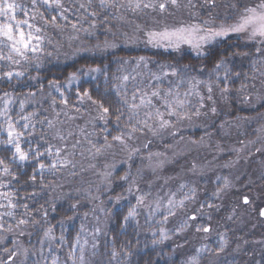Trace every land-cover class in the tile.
I'll list each match as a JSON object with an SVG mask.
<instances>
[{
	"label": "trees",
	"instance_id": "obj_1",
	"mask_svg": "<svg viewBox=\"0 0 264 264\" xmlns=\"http://www.w3.org/2000/svg\"><path fill=\"white\" fill-rule=\"evenodd\" d=\"M232 1L237 10L260 2ZM9 2L18 5L15 15L18 20H28L33 25L31 31L41 29V40L35 52L24 56L11 53V60H0V264H16L18 260V264H34L36 258L48 255L47 249H55L53 242L60 231L63 241L68 242L77 236L78 232L73 235L72 231L79 223L102 205L110 210L107 214L111 219L105 240L122 223L127 228L123 240L131 253L126 263L121 260L117 264H262L255 242L246 243L242 235L232 234H227L229 241L221 250L211 246L210 252L191 263L194 249L215 238L210 232L219 228L218 220L209 222L208 233L200 232L186 229L188 212H179L174 232L183 234L171 232L172 238L165 241L159 226L144 225L143 216L139 226H133L126 221V214L143 195L141 169L150 160L161 162L179 138L206 136V128L192 129L195 122L186 123L190 125L179 131L166 125L168 119L161 130L155 124L147 129L144 112L149 102V66L158 72L186 70L203 78L210 76L211 87L200 89L205 104L212 102L214 107L208 121L212 129L226 121L264 119V79L260 72L252 71L254 66L262 68L264 42L232 36L209 47L205 56L194 58L185 51L168 53L151 48L147 43L149 21L137 15L128 17V5L120 8L122 13L117 12L120 0H60V7H48L42 0L35 7L32 0ZM9 54L7 48L0 50V55ZM9 72L21 75L9 79ZM133 75L139 77L133 79ZM73 76L80 82L66 90ZM151 87L158 86L154 82ZM180 113L187 119L186 108L175 113L177 118ZM70 119L90 134L86 139L89 149L85 151V146L80 158L87 173L96 171L89 184L80 177L68 182L58 179L64 168L53 167L64 154L63 130ZM9 123L22 133L19 143L28 155L25 161L16 157L15 147L8 143ZM249 132L240 135L236 146L246 141L254 147V128ZM262 134L264 131L257 136ZM103 168L112 174L106 183L97 175ZM148 182L149 175L145 184ZM258 186L253 189L264 199V182Z\"/></svg>",
	"mask_w": 264,
	"mask_h": 264
},
{
	"label": "rangeland",
	"instance_id": "obj_2",
	"mask_svg": "<svg viewBox=\"0 0 264 264\" xmlns=\"http://www.w3.org/2000/svg\"><path fill=\"white\" fill-rule=\"evenodd\" d=\"M123 2L125 0H120V4L115 6L117 12L122 13L120 8L128 5L130 9L128 17L137 15L141 19L146 17L149 21L147 43L151 48L168 53L185 51L194 58L205 56L209 47L217 45L228 37L250 36L249 31L232 33L226 38H215L210 42L201 39L209 34L208 29L216 31L221 27L241 22L245 8L256 6L245 5L237 10L235 8L237 5L235 6L232 0H176L175 4L172 0H128L124 4ZM137 4L140 6L136 7ZM161 4L165 5L163 10L159 7ZM144 5L151 6L144 7ZM180 28L188 30L185 33L187 42L180 41L178 46L175 37L166 38L161 35ZM254 39L264 41L261 37ZM260 66L261 69L254 66L252 71L260 72L264 79V56L260 60ZM152 72L158 71L150 70L149 66V73L140 76L144 79L145 74L149 75L150 103L146 104V112H144L146 113L144 124L147 129H152L155 124L158 130H161L168 119L166 125L172 126L173 130H185L183 125L195 122V127L192 126V129L206 128L203 132L206 136L196 139L179 138L177 146L162 155L165 157L161 162L155 163L150 160L147 166L141 169L143 195L139 197L136 206L129 207L126 221L132 222V225L137 227L140 223L139 219L143 216L144 225L149 226L153 223L154 228L159 226L161 237L167 241L173 236L171 232L175 236L183 234L174 232L176 229L174 224L179 220L177 217L179 212H188L187 216L189 215L190 219L188 226H185L186 229L192 228L196 231L200 229V232L208 228L211 220H218L219 228L210 232L215 238L212 242L198 245L194 249L191 263L210 252L211 246L221 250L229 241L227 234H232V236L242 235L241 238L244 237L246 243H250L251 240L255 242L254 249L260 251L259 255L263 257L260 260L264 264V217L260 215L264 209V199L258 195L257 190H254L256 186L259 188L260 182H264V144L258 145V142L264 141V134L257 136L260 131L261 133L264 131L261 123V121L264 123V119L258 116L244 121H226L212 129L208 121L210 111H213L214 107L212 102L205 104L204 91L200 89V87H211L210 76L203 78L199 74H188L186 70L170 71L171 73L165 70L154 75ZM256 75L259 78V75ZM132 77L137 79L139 76ZM78 82L79 79L70 81L66 85V90L77 86ZM154 82L158 86L155 89L151 87ZM153 93L157 95L154 96ZM184 108L187 109V119H184L185 115L182 113L177 118L175 113L183 112ZM170 112L174 115H170ZM70 120L71 122L69 121L63 130L65 131L63 139L66 141L62 146L64 154L55 162V166L64 168V173L60 174L58 179H65L68 182V180H78L80 177L81 182L88 181L89 184L92 174L95 176L96 171L87 173L80 158L83 156L81 150L85 146V151L89 149L86 139L90 134L83 125H78L73 121L74 119ZM81 126L84 130L80 129ZM252 128L257 137L253 142L254 147L252 148V142L248 140V144L243 141L242 145L236 146L240 135L250 133ZM94 167L96 169L97 166ZM98 174L100 182L103 183H106L112 175L110 169L105 168ZM148 175L149 182L145 184ZM233 197L235 199H231ZM245 197L249 201L247 204L243 202ZM107 212L110 210L102 205L90 218L83 219L77 230L72 231L73 235L78 232L77 236L69 238L68 242L63 241V233L60 231L53 242L55 249L51 247L47 249L48 257L36 258L34 264H117V261L121 260L126 263L131 253L125 247L126 242L123 240L127 228L122 223L115 233L105 240L107 226L111 220ZM160 217H165L167 220ZM227 228L230 230L228 231ZM18 262L21 263V260L16 264Z\"/></svg>",
	"mask_w": 264,
	"mask_h": 264
},
{
	"label": "snow or ice",
	"instance_id": "obj_3",
	"mask_svg": "<svg viewBox=\"0 0 264 264\" xmlns=\"http://www.w3.org/2000/svg\"><path fill=\"white\" fill-rule=\"evenodd\" d=\"M105 0H102L104 3ZM38 0H32L33 7L36 6ZM42 3L47 5L48 7H52L55 4L56 7H60V0H42ZM172 3L175 4L176 0H172ZM140 5L137 4L136 7ZM151 5H144V7H150ZM18 7L15 3H10L9 0H2L0 2V18H3V23H0V50L3 48H7L9 50V55H0V60H11L12 55L14 53L17 56H24L27 52H35L39 48V41L41 37L38 33L41 31L39 27L35 28V31H31L33 25L28 22V20H18L15 15V9ZM161 10L165 8L164 4L159 6ZM27 14V13H26ZM34 19V17H33ZM53 19H55L53 17ZM23 25V27H22ZM27 29V30H26ZM188 30L184 28H180L175 30L174 32H164L161 35L164 37H175L177 40V46L180 41H185V33ZM199 31V29H197ZM208 35L201 37V39L210 42L212 39L215 38H226L232 33H241V32H249L250 31V38L254 39L256 37L264 38V0H260L259 4L255 7H248L245 8L244 13L241 15V22L230 25L228 27H221L219 30L212 31L208 29ZM155 35V34H153ZM33 41H36V44H33ZM264 42V41H262ZM217 67H220L218 64ZM9 79L12 78L13 75L20 76L21 73H6ZM75 78L74 76L72 77ZM127 79V77H125ZM87 95V93H85ZM153 95H157V93H153ZM150 103V101H149ZM104 112L107 113L108 109L104 108ZM170 115H174V113H169ZM25 119H27L25 117ZM25 127H27L25 125ZM8 143L12 144L15 147V155L18 157L20 161H25L28 159V155L25 151L22 150L21 145L19 143V139L22 136V133L16 132L14 126L9 123L8 130ZM119 139V137H116ZM3 161H0L2 164ZM55 165H53L54 167ZM41 169H43L44 165H40ZM5 172L8 171L7 168L4 169ZM244 203H249L248 198H244ZM131 215V213L129 214ZM261 216H264V210L260 213ZM195 219V217H193ZM24 221H21L23 223ZM198 231L200 229H197ZM210 229L204 228L203 231L208 232ZM82 259V257H81Z\"/></svg>",
	"mask_w": 264,
	"mask_h": 264
},
{
	"label": "water",
	"instance_id": "obj_4",
	"mask_svg": "<svg viewBox=\"0 0 264 264\" xmlns=\"http://www.w3.org/2000/svg\"><path fill=\"white\" fill-rule=\"evenodd\" d=\"M243 202H244V200H243ZM264 210V209H263ZM261 217H264V216H261Z\"/></svg>",
	"mask_w": 264,
	"mask_h": 264
}]
</instances>
